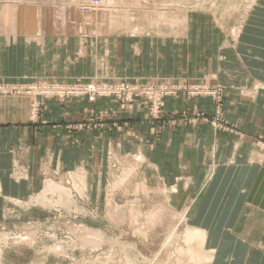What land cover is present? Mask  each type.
I'll list each match as a JSON object with an SVG mask.
<instances>
[{
	"label": "crops",
	"instance_id": "1",
	"mask_svg": "<svg viewBox=\"0 0 264 264\" xmlns=\"http://www.w3.org/2000/svg\"><path fill=\"white\" fill-rule=\"evenodd\" d=\"M255 7L264 10V0H255ZM193 17L187 14L179 30L165 34L124 28L113 34L104 24L100 39L107 48V38L114 37L118 46L111 58L109 49L104 53L101 61L112 66L102 67L100 75L219 84L225 90L220 102L168 97L163 111L176 122L165 125L150 120L138 103L125 112L111 99L43 100L30 119L27 99L0 98V196H27L42 169L83 171L87 179L96 174L103 180L110 158H131L135 178L163 198L170 212L183 214L187 228L204 234L207 264H264V31L231 45L220 25ZM27 21L12 6L0 7V82L61 75L55 55H48V65L45 56L32 60L31 53L45 54L46 48L29 46ZM58 23H52L53 37L83 33L73 28L67 34ZM185 112V120L175 116Z\"/></svg>",
	"mask_w": 264,
	"mask_h": 264
},
{
	"label": "rangeland",
	"instance_id": "2",
	"mask_svg": "<svg viewBox=\"0 0 264 264\" xmlns=\"http://www.w3.org/2000/svg\"><path fill=\"white\" fill-rule=\"evenodd\" d=\"M254 1L12 0L11 4H5L6 0H0V7L12 6L14 14L27 16L28 26L32 30L28 37L29 46L39 44L46 48L45 54L31 53L32 60L37 55L45 56L44 61L48 65V60H51L48 55H55L54 63L60 68V74L64 71L71 73L70 76L35 78L28 82H0V88L4 90L0 92V98L27 99L30 119L38 113L43 100L62 104L68 99L84 98L92 104L102 99L115 100L125 112L132 104L138 103L146 110L150 120L172 124L176 120L168 119L163 111L166 98L178 94L194 99L201 96L195 92L190 96L186 91L167 96L162 100L161 112L155 119L150 111L151 104L145 99L126 100V96H103L90 100L85 94L67 95L56 90L61 92L65 88L92 85L115 87L125 83L168 88L206 86L209 89L218 88L223 94L224 87L214 83L202 84L191 80L142 82L101 77L100 69L112 66L111 62H102L101 58L108 49L111 58L112 54H116L118 45L114 43V37L107 38L109 44L106 48L99 34L101 28L105 29L102 26L106 23L107 29L113 34L116 29L123 28L125 32L155 30L165 34L179 30L183 18L189 14L194 15L193 18L199 24H204V18L208 24L220 25L224 40L227 39L231 45L239 44L245 39L244 35L264 31V10L254 8ZM53 22L58 23L60 30H66L67 34H73V28L83 33L76 37H53ZM14 23L20 25L25 22ZM240 35L243 36L241 39ZM96 69L97 75H87L92 70L95 74ZM47 90L54 92L48 93ZM193 115L194 119L198 116ZM175 116L185 120L189 115L185 112ZM96 122L94 117L89 120L91 127H96ZM110 161L112 163H109L103 180L96 178V174L87 179L83 171L42 169L38 183L29 190L27 196L8 199L0 196V264H202L199 261L202 256L200 247L188 244L185 239L187 226L183 214L170 212L163 198L154 195L150 188L135 178L137 166L131 158L117 161L113 157ZM23 238H27L26 242ZM178 250L185 253H179Z\"/></svg>",
	"mask_w": 264,
	"mask_h": 264
},
{
	"label": "built area",
	"instance_id": "3",
	"mask_svg": "<svg viewBox=\"0 0 264 264\" xmlns=\"http://www.w3.org/2000/svg\"><path fill=\"white\" fill-rule=\"evenodd\" d=\"M189 88V89H188ZM4 91L3 88H0V92ZM48 93H52L49 90H47ZM57 93H67V95H88L89 99L92 100L93 97H109V96H116V97H124L126 96V100L130 99H145L149 104H151L150 111L152 113V116L158 117V115L161 112V104L162 100L167 97L174 95L178 91H186L188 95L193 96L194 92L196 95L200 96H206V97H211L220 102V98L222 95V92L218 88H207L206 86L204 87H173V88H168V87H158V86H140V85H130V84H121L119 86L115 87H106V86H88L85 88H65V90H56ZM56 93V94H57ZM58 95V94H57ZM65 95V94H62ZM63 97V96H61Z\"/></svg>",
	"mask_w": 264,
	"mask_h": 264
},
{
	"label": "bare ground",
	"instance_id": "4",
	"mask_svg": "<svg viewBox=\"0 0 264 264\" xmlns=\"http://www.w3.org/2000/svg\"><path fill=\"white\" fill-rule=\"evenodd\" d=\"M79 179H81V180H83L82 179V177H78ZM82 182H84V181H82ZM82 182H80L82 185L84 184V183H82ZM78 183H79V181H78ZM57 187V186H56ZM48 188V187H47ZM58 188V187H57ZM54 189V188H53ZM51 191H53L52 189H51ZM50 191V192H51ZM49 192V193H50ZM166 192V191H165ZM173 192V191H172ZM53 194H54V192H53ZM132 217V216H131ZM189 227H191V226H189ZM193 228V227H192ZM197 229V228H196ZM196 229H191V228H187V230H186V233H185V239H186V241L188 242V244L190 243V244H197L199 247H200V249H201V252H202V256H200L199 257V255L197 256V257H199L200 258V260H199V258H198V260L201 262L202 261V264H207L210 260H209V256L207 255V254H205L204 253V245H203V243H204V240H205V237H204V234L202 233V232H200L201 230H196ZM78 231H80V230H78ZM84 230H82V232H83ZM173 231H174V229H173ZM171 232H172V230H171ZM73 234H74V231L72 232ZM76 233H77V230H76ZM75 233V234H76ZM184 234V233H183ZM206 234V233H205ZM84 236V235H83ZM172 236V235H171ZM26 237V236H25ZM78 237H80L79 235H78ZM81 237H82V235H81ZM94 237V236H93ZM174 237H176V236H173V238ZM184 237V236H183ZM87 238V237H86ZM89 238V237H88ZM90 238H92L91 236H90ZM22 239V238H21ZM95 239V238H94ZM97 239V238H96ZM23 240H25V242H26V240H27V238L26 239H24L23 238ZM28 240H30L29 238H28ZM92 240H93V238H92ZM99 240V239H98ZM97 240V241H98ZM19 241H21L22 242V240H19ZM18 241V242H19ZM88 241V240H87ZM24 242V243H25ZM99 242V241H98ZM102 242V240H100V243ZM29 243V242H28ZM81 243V242H80ZM184 244H185V241H184ZM188 244H187V246H188ZM186 245V244H185ZM83 246V245H82ZM191 246V245H190ZM58 247V246H57ZM180 248V246H178V249ZM187 248H189V247H187ZM54 249H55V247H54ZM59 249V248H58ZM57 249V250H58ZM50 250V249H49ZM53 250V249H52ZM60 250V249H59ZM190 250V249H189ZM193 250H194V248H193ZM193 250H192V252H193ZM55 250H53V252H54ZM179 251V250H178ZM181 252H182V250H180ZM179 251V253H181ZM191 251V250H190ZM189 251V252H190ZM191 252V253H192ZM209 252V251H208ZM60 253H62V252H60ZM182 253H185V252H182ZM187 254H188V252H186ZM214 254V253H213ZM189 255V254H188ZM192 255H196V254H194V252H193V254ZM210 255H212V254H210ZM190 256V255H189ZM193 256V257H194ZM197 260V259H196ZM191 261H192V258H191ZM190 261V262H191ZM195 261V260H194ZM198 261V262H199ZM212 261V260H211Z\"/></svg>",
	"mask_w": 264,
	"mask_h": 264
}]
</instances>
